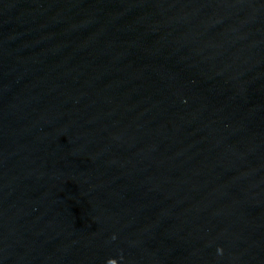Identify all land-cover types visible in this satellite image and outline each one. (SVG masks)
<instances>
[{
	"label": "water",
	"instance_id": "1",
	"mask_svg": "<svg viewBox=\"0 0 264 264\" xmlns=\"http://www.w3.org/2000/svg\"><path fill=\"white\" fill-rule=\"evenodd\" d=\"M0 264H264V0H0Z\"/></svg>",
	"mask_w": 264,
	"mask_h": 264
}]
</instances>
